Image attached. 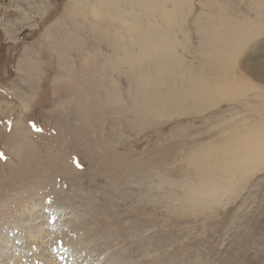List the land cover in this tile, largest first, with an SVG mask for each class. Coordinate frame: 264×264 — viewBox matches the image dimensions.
Masks as SVG:
<instances>
[{
    "label": "rangeland",
    "instance_id": "obj_1",
    "mask_svg": "<svg viewBox=\"0 0 264 264\" xmlns=\"http://www.w3.org/2000/svg\"><path fill=\"white\" fill-rule=\"evenodd\" d=\"M245 43L264 0H0V264H264Z\"/></svg>",
    "mask_w": 264,
    "mask_h": 264
},
{
    "label": "bare ground",
    "instance_id": "obj_2",
    "mask_svg": "<svg viewBox=\"0 0 264 264\" xmlns=\"http://www.w3.org/2000/svg\"><path fill=\"white\" fill-rule=\"evenodd\" d=\"M89 4V3H88ZM88 4H86L88 7L87 8H89V10L90 11H93V13H97V15L99 14V8H101L100 10H102V11H104V10H106V13H105V15H106V17H109V18H113V15L112 14H110V11H108L107 10V8H106V6H105V4H104V2L102 1V2H99V5H88ZM85 5V6H86ZM82 10H83V8H82ZM116 12V11H115ZM166 13H168V12H166ZM179 14V13H178ZM164 15V14H163ZM174 15V14H173ZM169 16V15H168ZM115 17V16H114ZM119 17V16H118ZM136 17V16H135ZM171 18V17H170ZM119 21V20H118ZM121 21H123V20H121ZM120 21V22H121ZM128 24V23H127ZM126 24V25H127ZM125 25V28L129 31V29L131 28L129 25L130 24H128L127 26ZM175 25V24H174ZM132 26V25H131ZM130 27V28H129ZM134 26H132V28H133ZM136 28V27H135ZM132 31H133V29H132ZM136 31V30H135ZM130 33H131V31H130ZM147 34V33H146ZM166 34H167V32H166ZM162 35V34H161ZM168 35V34H167ZM166 35V36H167ZM169 36H170V34H169ZM168 36V37H169ZM122 37V36H121ZM168 37H167V39H168ZM166 39V37H164V36H162V38H161V40H163L162 41V45L161 46H163V45H165V44H163V42H164V40ZM175 38V37H174ZM129 40H131V39H129ZM160 42H161V40H160V38L158 39ZM172 40V39H171ZM129 42V44L130 43H132L131 41H128ZM165 42H167V43H169V40H166ZM241 42V41H240ZM245 42V41H244ZM172 43V42H171ZM119 44H121V43H119ZM118 44V45H119ZM123 44V43H122ZM126 43H124L123 45H125ZM116 45H117V43H116ZM167 45H170V44H166L165 46H167ZM235 45V44H234ZM165 46H163V50H164V52H165V50L167 51V50H169V48H167V47H165ZM169 47V46H168ZM233 47V46H232ZM167 48V49H166ZM263 50H261L260 49V47H258V46H252V47H248V44L247 43H245L244 45H240V46H236L235 47V49L231 52V53H229V55H228V58L231 60V62L234 64V65H236V64H241L242 65V67L244 68V69H246L245 71L248 73V75H249V77L250 78H252V79H255V80H258V81H261V82H264V57L263 56H261V52H262ZM171 52V51H170ZM173 52V51H172ZM167 54V53H166ZM166 54H164V55H166ZM128 55H130V54H128ZM165 57V56H164ZM167 57V56H166ZM173 57H175V56H173ZM131 60V59H130ZM174 67V66H173ZM179 73V72H178ZM245 91V90H244ZM263 94H264V92H262ZM264 96V95H263ZM243 97V96H242ZM233 98V97H232ZM167 102V101H166ZM261 107H263V106H261ZM254 108V107H253ZM151 109V108H150ZM264 113V112H263ZM161 114V113H160ZM258 116H259V114H258ZM261 116V115H260ZM264 117V116H263ZM260 119H261V117H260ZM259 120V119H258ZM257 120V121H258ZM263 124H264V121H263ZM262 124V122H261V125L260 126H258V127H256L255 128V130H252L250 133H252V136H254L253 134L255 133V135H256V133L257 134H259L260 135V132H262V130L264 129V125ZM249 133V134H250ZM263 133H264V131H263ZM262 133V134H263ZM252 136H250V138L252 139ZM241 141V140H240ZM246 141V140H245ZM251 141V140H250ZM254 145H250V143H249V146H246V150H247V153H245V156L243 157V161H245L246 162V164H254L255 165V163H257L260 159H261V156L264 154V138L263 139H261V138H259L258 136H257V138H255L254 139ZM248 143V142H247ZM239 144V143H238ZM252 144H253V142H252ZM200 145V144H199ZM233 146V145H232ZM240 146V145H239ZM242 146H245V145H243L242 144ZM249 147V148H248ZM237 148V147H236ZM243 150V149H242ZM235 153V152H234ZM237 153V152H236ZM251 153H252V155H251ZM195 155V154H194ZM232 155V154H231ZM260 156V159H259V157H257V156ZM196 156H198V158L196 157V158H194L195 160H197L198 159V161L200 160V154L199 155H197L196 154ZM234 156V155H233ZM195 157V156H194ZM227 158V157H226ZM233 159V158H232ZM239 159V158H238ZM241 160V159H240ZM239 160V161H240ZM242 161V162H243ZM226 164V163H225ZM201 167V166H200ZM118 168V167H117ZM219 168V167H218ZM117 171V172H116ZM114 173H115V179L117 178L116 176H117V173L119 174L120 172L118 171V169L117 170H115L114 171ZM63 209H64V207H62V208H57L56 210H61V211H63ZM71 212H72V214L74 213L72 210H71ZM33 214V213H32ZM61 215V214H60ZM38 218V216L37 217H35L34 219L36 220ZM32 219H33V217H32ZM37 221V220H36ZM35 222V221H34ZM39 226H41V224L39 225L38 224V222L35 224V223H32L31 224V226L30 227H27V230L28 231H26L27 232V235L26 236H24L20 231L19 232H17L16 233V235H13L12 237V239L13 240H15V239H17V240H19L20 241V239H22V242H23V239L25 238V240L26 239H32L33 240V238L35 239V238H38L39 237V232L41 233V230L39 229L40 227ZM42 227H43V225H42ZM34 228L35 229H38V234H36L35 232L36 231H34ZM36 234V236H35V234ZM8 239V236H7V238H6V240ZM0 257L1 256H3V255H7L6 254V251H4V248H6L5 247V245H12L13 244V254L15 255V254H17L16 252H15V250H19L20 252L23 250L22 248H23V244H18V243H15L14 241L12 242V243H8V240L7 241H4L3 240V238H0ZM21 242V243H22ZM22 245V246H21ZM15 246L16 247H18V248H15ZM21 246V247H20ZM10 251V250H9ZM96 251V250H95ZM9 254V253H8ZM11 254V253H10ZM20 253L18 252V254L17 255H19ZM21 255V254H20ZM96 255V254H95ZM7 257H8V255H7ZM7 257H5V259L7 258ZM10 257V256H9ZM13 257V256H12ZM7 259H9V258H7ZM13 259H15V258H13ZM20 257L18 258V262L16 263V264H18L19 262H20ZM162 260V259H161ZM2 261V260H1ZM6 262H4L3 264H9V262L7 261V260H5ZM15 261V260H14ZM159 262V261H158ZM117 264V263H116ZM160 264V263H159Z\"/></svg>",
    "mask_w": 264,
    "mask_h": 264
}]
</instances>
